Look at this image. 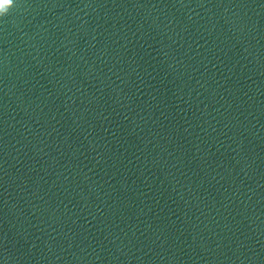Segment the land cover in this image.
<instances>
[{
  "label": "water",
  "instance_id": "water-1",
  "mask_svg": "<svg viewBox=\"0 0 264 264\" xmlns=\"http://www.w3.org/2000/svg\"><path fill=\"white\" fill-rule=\"evenodd\" d=\"M0 12V264H264V0Z\"/></svg>",
  "mask_w": 264,
  "mask_h": 264
},
{
  "label": "clouds",
  "instance_id": "clouds-1",
  "mask_svg": "<svg viewBox=\"0 0 264 264\" xmlns=\"http://www.w3.org/2000/svg\"><path fill=\"white\" fill-rule=\"evenodd\" d=\"M12 11L11 8L8 9V13H10ZM4 13L3 12H0V15H3Z\"/></svg>",
  "mask_w": 264,
  "mask_h": 264
}]
</instances>
